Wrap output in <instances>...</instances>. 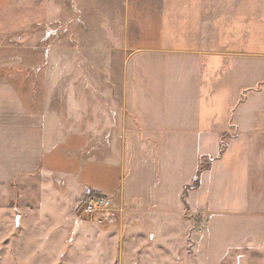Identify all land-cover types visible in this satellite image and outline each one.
I'll return each instance as SVG.
<instances>
[{"label": "crops", "instance_id": "0c3cea01", "mask_svg": "<svg viewBox=\"0 0 264 264\" xmlns=\"http://www.w3.org/2000/svg\"><path fill=\"white\" fill-rule=\"evenodd\" d=\"M10 1L0 0V23L9 22L2 10ZM47 2L50 10L38 20L60 13L61 3ZM144 5L146 21L124 29L117 49L132 53L120 61L119 74L105 69L98 80L101 97L89 77H79L68 44L50 48L34 85V75L20 82L15 73L0 74V205L11 202L15 182L37 176L54 183L52 209L67 215L40 213L25 228L19 220L34 242L55 240L53 255L62 242L74 240L73 250L86 241L87 256L110 264L125 252L114 242L132 238L168 249L184 243L189 264H264V0ZM142 6L132 11L144 15ZM108 44L96 48L108 56L115 49ZM10 63L13 56L0 58V66ZM225 132L230 136L218 156ZM199 157L213 160L183 203ZM90 191L114 201L117 224L73 219ZM194 213L202 215L197 224Z\"/></svg>", "mask_w": 264, "mask_h": 264}, {"label": "rangeland", "instance_id": "374dc122", "mask_svg": "<svg viewBox=\"0 0 264 264\" xmlns=\"http://www.w3.org/2000/svg\"><path fill=\"white\" fill-rule=\"evenodd\" d=\"M11 1V6L2 10L7 13L8 18L5 20L9 22L0 23V58L5 59L6 56L11 55L14 57V63L0 66L3 68L0 74L15 73L20 82L22 77L26 76L29 80L30 75H34L32 83L34 85L36 76L43 74L42 67L47 63L46 55L50 48L54 44H68L77 55L79 77H84L86 80L89 77L94 82V93L97 95L102 92V85L98 83L100 82L98 80L105 73L103 70L106 69L109 75L119 74V64L123 57L132 53L130 50L124 52L117 50L121 46L120 42H123V30L125 29L126 32L130 28L141 27L140 21H146L144 20L145 15L149 12L148 7L142 6L148 0H24V2L13 0L12 3ZM47 1L61 3L60 13L55 14L52 19L38 20L47 10H50ZM135 5H141L145 14L132 11ZM131 16L133 18L130 19ZM28 18H32L35 23L28 28L29 30H26L27 28L23 29V23L27 22ZM133 22L139 25L132 26ZM86 28H90L88 34L85 33L86 30H83ZM48 29H53L54 34L47 36ZM106 36L111 38L112 42L109 44L105 40ZM28 40L32 43V47L24 51L25 47L22 46ZM101 42L115 49L110 50L106 56L105 52L96 48ZM88 43L94 44L95 49L90 48ZM108 61L111 64L109 68L106 65ZM39 63L41 64L38 65ZM82 87L87 89L86 82L82 84ZM256 87L258 89L260 86ZM98 96L101 97V95ZM229 136L230 133L225 132L221 134L219 141L225 142ZM202 160L204 162L207 159L203 157ZM20 181L22 182L13 184L14 196L11 202L5 206L0 205V264H96L100 258L93 259L87 256L85 248L89 250L90 248L86 241L78 242L79 246L73 250L71 248L75 244L74 240L62 242L60 251L53 255L51 246L55 240L37 243L32 240L31 235L22 234L26 230L24 229L27 225L25 223L39 219L37 217L40 213L45 214V219L54 217V213L55 219L63 218L65 217L63 213L66 215L67 213L52 209L55 203L53 191L57 189L54 183L49 180H40L37 176L30 180ZM61 189L62 187H58V190ZM89 199L102 200L104 209L96 211L98 213L85 212V202ZM39 205L46 209L40 212ZM75 206L73 219L93 218L104 228L105 225L109 228L121 219L117 214L118 210L114 201L109 197H103L96 191L86 193ZM190 214L188 211L184 213L185 216ZM21 218H23L24 228L19 223ZM190 218L197 224L202 220V215L194 213ZM119 241L114 242L115 250H125L121 252L124 257H114L112 261L108 258L106 263L111 261L110 264H165L169 260V262L173 261V264H189L185 261L187 258H184V251H188L189 246L184 243L174 244L176 249H168L166 243L158 242L152 247L150 244L138 245L132 238H123ZM43 245L46 247V253L40 249ZM95 245L101 250L99 243Z\"/></svg>", "mask_w": 264, "mask_h": 264}, {"label": "trees", "instance_id": "16d2710c", "mask_svg": "<svg viewBox=\"0 0 264 264\" xmlns=\"http://www.w3.org/2000/svg\"><path fill=\"white\" fill-rule=\"evenodd\" d=\"M241 99H242V97H241ZM225 146H226L225 142L219 141L218 156H220L223 153ZM202 158L203 157H199V159H198V166H197V170H196L195 176L193 178L192 184L189 187H185L183 190V193H182V202L183 203H185V197H186L188 191L196 189L198 187L199 177H200L201 172L203 170L207 169L210 165V162L213 160L212 157H208L207 160L203 162ZM185 209H187V208H185Z\"/></svg>", "mask_w": 264, "mask_h": 264}, {"label": "built area", "instance_id": "2783aa9c", "mask_svg": "<svg viewBox=\"0 0 264 264\" xmlns=\"http://www.w3.org/2000/svg\"><path fill=\"white\" fill-rule=\"evenodd\" d=\"M53 29H48V32L46 35L48 36L49 34H54ZM103 201L100 199H89L88 201L85 202V207L84 210L85 212H96L99 210H103L104 208L102 207ZM98 213V212H96Z\"/></svg>", "mask_w": 264, "mask_h": 264}]
</instances>
